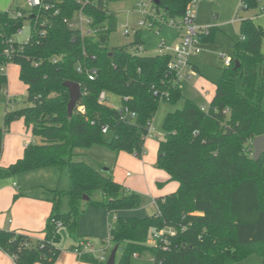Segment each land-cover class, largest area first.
<instances>
[{"label":"trees","instance_id":"trees-1","mask_svg":"<svg viewBox=\"0 0 264 264\" xmlns=\"http://www.w3.org/2000/svg\"><path fill=\"white\" fill-rule=\"evenodd\" d=\"M121 1L43 0L53 7L23 12L19 19L0 11V65L18 66L26 92L24 107L4 113L0 156L3 134L14 121H23L31 136L39 139L28 143L12 164L0 167V178L57 168L65 170L69 180L67 190L53 191V211L42 237L0 229V250L15 264H54L60 253V229L77 236L86 211L102 208L116 215L108 231L120 251L115 264H131L134 255L144 252L150 253L153 264H236L250 256L264 264V154L256 162L251 157L253 139L264 136V81H259L264 30L251 19H240L230 64L222 69L208 108L202 109L183 97L174 74L167 71L169 54L138 53L143 44L140 30L133 32L128 45L109 47L115 25L108 5ZM145 1L168 20L180 19L192 0ZM241 4L243 9L255 7L256 0ZM78 11L91 20L90 27L97 29L94 35H81L64 22ZM24 21L29 25L27 41L15 40L10 57H3L6 40L15 38ZM153 25L157 32L163 27ZM213 33L208 28L201 44L212 41ZM92 68L96 75L90 81L86 70ZM237 78L240 91L235 87ZM67 81L78 84L81 93L71 115ZM6 83V76H0V103ZM102 92L119 97L120 107L135 117L121 120L117 108L99 102ZM160 100L173 106L182 102L181 109L164 118L154 162L177 187L155 199L152 215H122L139 209L140 197L117 183L111 171L87 162L83 151L105 145L140 158L147 123ZM103 127L112 133L108 143L103 141ZM95 193L100 199L92 198ZM62 199L67 203L65 213L58 209ZM152 229L171 233L163 232L161 240L149 245ZM82 260L106 264L90 255Z\"/></svg>","mask_w":264,"mask_h":264},{"label":"rangeland","instance_id":"rangeland-1","mask_svg":"<svg viewBox=\"0 0 264 264\" xmlns=\"http://www.w3.org/2000/svg\"><path fill=\"white\" fill-rule=\"evenodd\" d=\"M139 0H124L121 2L111 3L108 5L109 13L113 15V24L115 25L114 32L109 37V47L125 46L132 42L133 32L135 30L141 31L142 40V54L154 55L157 52L158 45L164 42L166 46L172 50L176 44L179 43L180 38L177 35L178 30L170 25H164L160 31L148 30L144 26H139L138 22L143 20L141 13L135 7ZM20 9L25 14L28 13L29 7L26 0H0V11H16ZM191 11L195 13L196 25L199 28H212L213 40L201 45V53L190 59L191 63L196 66L197 71H192L190 68L182 72L179 79L178 87L186 99H190L195 105L202 109L208 108V103L214 93V88L218 82L222 69L226 67L221 54L230 57L232 42L239 37V21L240 19H251L257 26L264 30V0H256L255 7L242 8L241 0H197V4L192 7ZM78 14L75 13L72 21L77 24ZM180 34V33H179ZM29 36V25L24 21L22 31L19 35L15 36L16 41L23 42ZM261 51L264 55V37L261 43ZM6 91L13 104L5 106L7 96L5 93L2 95V102L0 103V128L3 129V116L5 111H10L13 105V110L20 109L25 106L26 92L25 86L19 80L18 66L10 63L6 68ZM186 76H190L188 79ZM264 81V62L261 65V72L259 81ZM235 87L240 91L241 84L239 79L235 80ZM207 95H203L206 93ZM109 103L108 105L119 108V97L111 94L106 95ZM182 102L176 105H170L166 101L160 100L158 103L157 111L152 120V127L156 130L155 138L147 140L148 145L153 146L157 140L163 136L162 124L167 113L176 109H181ZM264 110V106H263ZM20 121V120H18ZM16 122V121H14ZM13 123V122H12ZM7 129V128H6ZM4 134L6 135L7 132ZM3 134V135H4ZM29 138V137H28ZM112 138V133L108 132L103 135V141L108 143ZM31 139V138H29ZM153 152L148 148V153ZM86 154L85 160L93 165H102L107 168L117 169L119 173L131 169L129 165L122 166L119 163V158L116 152L111 151L105 145H93L89 149L84 150ZM126 154V153H125ZM133 176L129 179L131 182L140 177L142 179V186L145 185V176L142 172L132 170ZM14 180L19 184L43 185L48 190L64 191L69 188V180L65 170L60 171L57 168H43L34 171L24 172L14 176ZM50 192V191H49ZM143 193L138 194L144 211L152 214L154 211L153 198L145 187ZM51 193V192H50ZM94 200L99 199L98 193L92 197ZM66 206V204H65ZM67 207L62 211L66 212ZM114 219L111 216L108 218L107 226H112ZM95 248H99L102 242L106 239V233L102 236L89 237ZM77 236H70L68 232L61 228L60 236L57 241V246L60 250L70 251L72 246L77 242ZM114 248L111 243L105 251V262L107 261L110 252ZM120 251L116 253V260L119 258ZM99 261L101 256L100 251H95L92 255ZM248 263L245 264H259L258 257H250ZM255 262V263H254ZM259 262V263H258ZM36 264V263H35ZM131 264H153L149 252L142 253L138 258L133 257ZM240 264V263H238Z\"/></svg>","mask_w":264,"mask_h":264},{"label":"crops","instance_id":"crops-1","mask_svg":"<svg viewBox=\"0 0 264 264\" xmlns=\"http://www.w3.org/2000/svg\"><path fill=\"white\" fill-rule=\"evenodd\" d=\"M189 67L192 71H197L196 66L193 65L191 61ZM206 94L207 91L202 94V96H205ZM6 132L7 134L3 135V147L0 156L1 168L7 167L20 158L28 143L39 142L38 138H33L31 136L29 130L25 127L23 121L21 120L11 123L5 130V133ZM155 132L156 130L153 127L152 136L144 139V154L140 158L127 153L125 154L124 152L117 153L119 163L122 166L129 165L131 169H127L125 172L119 173L117 169H111L99 165L102 166L104 170L111 171L113 179L131 193H135L137 195L141 194L143 193L141 191H143V188L145 187V190H147L153 198L152 202L155 207L153 213L156 211L154 203L155 199L172 193L177 187L176 182L169 181V177L164 172L154 167L158 143L156 141L153 148L150 144L148 145L147 140L155 138ZM148 148H151L153 152L149 151L148 153ZM132 170L143 173L145 176V185L142 186L143 182L140 177L132 182L129 180L133 176ZM159 183L162 184L160 187L157 185ZM52 195L53 191L48 190L43 185H34L31 187L30 184L27 186L26 184L17 183L14 180V177L0 178V229L14 231L16 233L30 234L33 238H41V232L44 230L47 219L53 211L51 202ZM64 207H67V203L64 199H62L58 207L61 213H65V211H62ZM152 214H148L144 211L142 202L139 209L122 213V215L134 216L138 218L150 216ZM111 216L114 220L116 219L115 213L108 215L102 208L88 209L85 216L79 223L77 232L78 240L74 246H76L81 240L90 241L89 237H102L105 233L107 236L106 224L108 222V218ZM148 244L150 245L151 243L149 242ZM86 256L89 255L78 256L73 253L72 250H60L54 264H89L82 260ZM250 257L239 263H248L247 261L251 259ZM0 264L15 263L10 256L0 250ZM259 264H261V260Z\"/></svg>","mask_w":264,"mask_h":264},{"label":"built area","instance_id":"built-area-1","mask_svg":"<svg viewBox=\"0 0 264 264\" xmlns=\"http://www.w3.org/2000/svg\"><path fill=\"white\" fill-rule=\"evenodd\" d=\"M26 3L29 7V11L35 9V8H44V9H48V8H52L53 5H46L44 4L43 0H26ZM197 4V0H192L191 3L189 4L185 14L180 18V19H168V20H164L162 17L156 15L155 10L152 8V6L146 2L145 0H139L135 7L138 9V11L141 13L143 20H141L140 22H138L139 26H144L146 27L148 30H155L157 31V26H154V22L158 23V24H162L164 25H170L173 28H175L176 30H178V36L180 38V41L178 44H176V46L170 50L166 44L164 42H161L158 45L157 48V52L156 54L158 55H163V54H169L171 56V61L169 62L168 66H167V71L169 73L174 74L175 78L174 81H176L177 83H179V79L182 76V72L185 71V69L190 68V59L192 57H195L197 55H199L201 53V41L200 38L202 35H206L208 33V28H199L196 25V18H195V13L193 11H191L192 7H194ZM28 11V12H29ZM8 14L13 18V19H19L22 18L23 16V12L20 9H17L16 11H10L7 10ZM78 14V19H77V24L74 23L72 21V19L70 20H64V22L70 27V28H76L80 31L81 35H86V36H90V35H94L97 32L96 28H91V20L89 18H87L86 16H84L82 14L81 11L77 12ZM41 25H44V23H42ZM22 31V28L17 30V33L15 36L19 35ZM180 33V34H179ZM28 39V37H27ZM27 39L23 42H26ZM16 39H7L6 43H5V47L2 50V56L5 58H9L14 46L13 43ZM19 42V41H18ZM142 47L138 48V53H142ZM220 57L223 59L224 64L226 66H229L230 64V57H227L224 54H221ZM54 62V60H53ZM8 64H1L0 65V76L4 75L6 76L5 72H6V68H7ZM77 72L81 73L82 72V68L78 67L77 68ZM96 75V69L92 68L89 70H86V76L88 80H93L94 77ZM188 79L190 78V76H186ZM6 94L7 96V101L5 106H9L11 104H13V102L8 99L9 95L5 89V91L3 92ZM107 94L102 92L99 95V102L101 103H109L108 98L106 96ZM207 95V94H206ZM13 109V105L11 107V110ZM120 112V118L121 120H126L127 118L132 119L135 117V114L130 112L127 108H122L119 107L117 108ZM146 136L147 137H151L152 136V132H153V127H152V123H147L146 126ZM106 127L102 128V133H106ZM251 157H252V150H251ZM57 227L60 226V223L56 224ZM111 228V226H107V236L105 241L102 242V245L97 249L94 247L93 243L89 240H81L78 242V244L76 246H74L73 248V253H75L78 256H82V255H93V253L95 251H100L101 252V256L99 258L100 262H105V251L108 249V247L111 244V237L108 234L109 229ZM163 232H168L171 233V231L169 229H165L162 231H158L155 229H152L149 233V238H150V243L153 244L154 242L161 240L162 237L161 235L163 234ZM35 239V238H34ZM136 255H134L135 257Z\"/></svg>","mask_w":264,"mask_h":264},{"label":"water","instance_id":"water-1","mask_svg":"<svg viewBox=\"0 0 264 264\" xmlns=\"http://www.w3.org/2000/svg\"><path fill=\"white\" fill-rule=\"evenodd\" d=\"M237 66H238V63L236 62L235 67ZM64 86L68 89V93H69V102L67 104V112H68V115H71L73 109L76 106V101L81 96L80 86L76 83L69 82V81L65 82ZM251 145H252V160L256 162L264 154V136H258L254 138ZM84 199L87 200L86 197ZM117 249H118L117 246H115L112 249L106 261V264H115Z\"/></svg>","mask_w":264,"mask_h":264}]
</instances>
